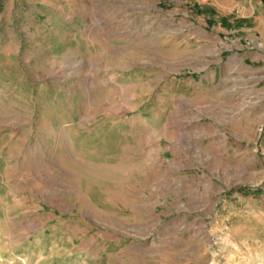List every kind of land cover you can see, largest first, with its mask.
I'll return each instance as SVG.
<instances>
[{
	"label": "rangeland",
	"instance_id": "374dc122",
	"mask_svg": "<svg viewBox=\"0 0 264 264\" xmlns=\"http://www.w3.org/2000/svg\"><path fill=\"white\" fill-rule=\"evenodd\" d=\"M0 264H264V0H0Z\"/></svg>",
	"mask_w": 264,
	"mask_h": 264
}]
</instances>
